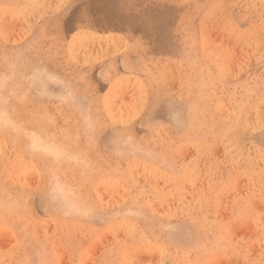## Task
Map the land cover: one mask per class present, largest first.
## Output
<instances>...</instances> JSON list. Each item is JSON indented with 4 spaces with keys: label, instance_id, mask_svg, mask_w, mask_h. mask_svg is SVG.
I'll return each mask as SVG.
<instances>
[{
    "label": "rangeland",
    "instance_id": "1",
    "mask_svg": "<svg viewBox=\"0 0 264 264\" xmlns=\"http://www.w3.org/2000/svg\"><path fill=\"white\" fill-rule=\"evenodd\" d=\"M16 1L0 264H264V0Z\"/></svg>",
    "mask_w": 264,
    "mask_h": 264
},
{
    "label": "bare ground",
    "instance_id": "2",
    "mask_svg": "<svg viewBox=\"0 0 264 264\" xmlns=\"http://www.w3.org/2000/svg\"><path fill=\"white\" fill-rule=\"evenodd\" d=\"M18 1V0H17ZM16 1V2H17ZM34 1V0H33ZM56 1H59V0H56ZM210 2V1H209ZM4 3V2H3ZM19 3V2H18ZM53 3V2H52ZM208 4V3H207ZM6 5V4H5ZM17 7V6H16ZM35 7V6H34ZM40 7V6H39ZM20 8V7H19ZM38 8V7H37ZM36 9V8H35ZM34 11V10H33ZM35 12V11H34ZM5 13H6V11H5ZM31 14H32V12H30ZM39 14V13H38ZM230 26V25H229ZM227 29V28H226ZM233 30V29H232ZM235 31V30H234ZM193 40V39H192ZM199 41V40H198ZM201 42V41H200ZM197 47V46H196ZM15 48V47H14ZM194 48V47H193ZM204 48V47H203ZM27 52V51H26ZM193 52V51H192ZM28 55V54H27ZM32 58V57H31ZM45 58V57H44ZM38 60V59H37ZM31 61V60H30ZM261 61V60H260ZM44 62V61H43ZM28 65V64H27ZM29 71V70H28ZM27 78V77H26ZM26 80V79H25ZM78 91V90H77ZM28 95V94H27ZM244 97V96H243ZM35 98V97H34ZM92 99V98H91ZM41 100V99H40ZM263 100V99H262ZM24 101V100H23ZM51 101V100H50ZM259 101V100H258ZM257 101V102H258ZM39 102V101H38ZM251 102V101H250ZM262 102V101H261ZM252 103V104H251ZM250 104H249V106H250V108L252 107V105H253V103L254 102H251ZM225 104V103H224ZM255 104H256V102H255ZM104 106V105H103ZM245 106H247L248 107V105H245ZM34 108V107H33ZM246 109H249V107L248 108H246ZM245 109V110H246ZM253 109H255V107H253ZM250 110V109H249ZM249 110H247L248 112H249ZM37 111V110H36ZM226 111V110H225ZM244 111V110H243ZM246 111V112H247ZM253 111V110H252ZM230 112V111H229ZM251 112V111H250ZM254 112V111H253ZM223 113V112H222ZM237 112H235V114H236ZM240 113H241V111H240ZM9 114V113H8ZM239 114V113H238ZM243 115H244V113H242ZM223 115H224V113H223ZM243 115H241V116H243ZM249 115V114H248ZM205 117V116H204ZM229 117H230V115H229ZM238 117V116H237ZM236 117V118H237ZM211 118V117H210ZM208 119V118H207ZM240 119V118H239ZM243 119V118H242ZM247 119V118H246ZM29 120V119H28ZM225 120H226V118H225ZM207 121V120H206ZM223 121H224V119H223ZM231 121V120H230ZM227 122V121H226ZM263 122V121H262ZM219 123V122H218ZM259 123V122H258ZM239 124V123H238ZM260 124V123H259ZM259 124H258V126H259ZM230 125V124H229ZM42 126V125H41ZM46 126V125H45ZM124 126V125H123ZM263 127V126H262ZM44 128V127H43ZM210 127L208 126V129H209ZM221 128V127H220ZM259 128H260V126H259ZM228 129V128H227ZM210 130V129H209ZM223 130V129H222ZM233 130V129H232ZM259 130V129H258ZM262 130V129H261ZM260 130V131H261ZM246 131V130H245ZM209 132V131H208ZM213 132V131H212ZM220 132V131H219ZM233 132V131H232ZM258 132V131H257ZM257 132H255L256 134H258ZM211 133V132H210ZM227 133V132H226ZM226 133H224V134H226ZM230 133V132H229ZM236 133V132H235ZM260 134H261V132H259ZM207 134V133H206ZM232 134H234V133H230V136L232 135ZM208 135V134H207ZM226 136V135H225ZM255 136V135H254ZM209 137H210V135H209ZM224 137V136H223ZM211 138V137H210ZM221 139H222V137H221ZM225 139V138H224ZM228 139V138H227ZM227 139H225V140H227ZM251 139H253V138H251ZM17 140H19V139H17ZM259 140V139H258ZM1 141V140H0ZM82 141V140H81ZM211 141H212V139H211ZM219 141V140H218ZM161 142V141H160ZM213 142V141H212ZM228 142V141H227ZM234 143V142H233ZM99 144V143H98ZM82 145V144H81ZM264 146V145H263ZM99 151V150H98ZM102 156V155H101ZM91 157V156H90ZM247 157V156H246ZM249 159V158H248ZM263 159H264V157H263ZM173 164V163H172ZM153 165V164H152ZM164 171V170H163ZM166 172V171H165ZM164 172V173H165ZM174 175V174H173ZM189 175V174H188ZM188 178V177H187ZM208 185V184H207ZM127 189V188H126ZM125 190V189H124ZM128 190H130V187H129V189ZM140 190V189H139ZM126 191V190H125ZM133 191V190H132ZM131 191V192H132ZM130 192V193H131ZM128 194V193H127ZM133 196V195H132ZM129 197V196H128ZM135 203V202H134ZM143 203V202H142ZM206 205V204H205ZM204 205V206H205ZM99 207V206H98ZM144 207V206H143ZM194 208V207H193ZM103 210V209H102ZM181 212V211H180ZM184 214V213H183ZM200 215V214H199ZM202 215V214H201ZM21 216V215H20ZM197 216V215H196ZM188 217V216H187ZM21 218V217H20ZM35 218V217H34ZM200 218V217H199ZM203 218V217H202ZM33 219V218H32ZM123 220V219H122ZM205 220V219H204ZM133 221V220H132ZM135 222V221H134ZM124 224V223H123ZM134 224H136V222L134 223ZM204 224H206V222L204 223ZM207 225V224H206ZM31 227H32V225H31ZM212 228V227H211ZM218 233V232H217ZM33 237V236H32ZM137 238V237H136ZM38 239V238H37ZM132 241V240H131ZM130 244V243H129ZM161 244V243H160ZM159 244V245H160ZM166 246V245H165ZM179 252V251H178ZM178 254V253H177ZM107 255V254H106ZM169 257H171V256H169ZM169 259V258H168ZM167 259V260H168ZM180 259V258H179ZM106 261H107V259H106ZM169 261V260H168ZM42 262V261H41ZM43 264V263H42ZM121 264V263H120ZM169 264V263H168Z\"/></svg>",
    "mask_w": 264,
    "mask_h": 264
}]
</instances>
